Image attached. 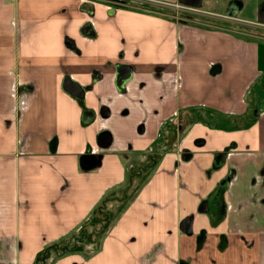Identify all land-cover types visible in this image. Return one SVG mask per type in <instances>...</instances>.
Segmentation results:
<instances>
[{"label":"crops","instance_id":"1","mask_svg":"<svg viewBox=\"0 0 264 264\" xmlns=\"http://www.w3.org/2000/svg\"><path fill=\"white\" fill-rule=\"evenodd\" d=\"M125 3L0 0V264H264V3Z\"/></svg>","mask_w":264,"mask_h":264},{"label":"built area","instance_id":"2","mask_svg":"<svg viewBox=\"0 0 264 264\" xmlns=\"http://www.w3.org/2000/svg\"><path fill=\"white\" fill-rule=\"evenodd\" d=\"M115 3H125V2H130V3H140V4H150V5H157V6H164V7H169L173 9L178 15V18H185V13H197L198 9H194L191 7L183 6L179 3H169V4H163L155 0H113ZM257 26L264 27L263 24H257Z\"/></svg>","mask_w":264,"mask_h":264},{"label":"water","instance_id":"3","mask_svg":"<svg viewBox=\"0 0 264 264\" xmlns=\"http://www.w3.org/2000/svg\"><path fill=\"white\" fill-rule=\"evenodd\" d=\"M178 3L183 5V6L198 9V8H200L201 0H178ZM258 22L261 24H264V13L263 12H261L259 14Z\"/></svg>","mask_w":264,"mask_h":264},{"label":"flooded vegetation","instance_id":"4","mask_svg":"<svg viewBox=\"0 0 264 264\" xmlns=\"http://www.w3.org/2000/svg\"><path fill=\"white\" fill-rule=\"evenodd\" d=\"M113 5H115V6H128V4H126V3L122 4V3H115V2ZM167 8L171 9L169 7H167ZM171 11H173V12H172V14H169V17H168L170 20L177 21V22H187L188 21L187 18H178L175 14L176 12L173 9H171Z\"/></svg>","mask_w":264,"mask_h":264},{"label":"rangeland","instance_id":"5","mask_svg":"<svg viewBox=\"0 0 264 264\" xmlns=\"http://www.w3.org/2000/svg\"><path fill=\"white\" fill-rule=\"evenodd\" d=\"M250 1H251V0H250ZM254 1H258V2H260V3H261V2L264 3V0H252V2H254ZM260 11H263V12H264V7H263V9L260 10ZM260 11H259V12H260ZM184 15H185L186 18L192 16V14H190V13H189V14H188V13H185ZM259 30H260V29H259ZM255 31H256V30H255ZM260 31H263V30H260ZM253 33H254V32H253ZM255 33H256V32H255Z\"/></svg>","mask_w":264,"mask_h":264}]
</instances>
